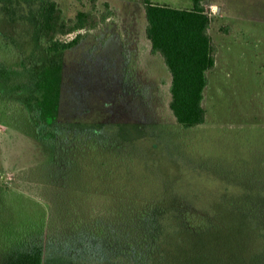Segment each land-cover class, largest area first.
Masks as SVG:
<instances>
[{"label": "rangeland", "instance_id": "1", "mask_svg": "<svg viewBox=\"0 0 264 264\" xmlns=\"http://www.w3.org/2000/svg\"><path fill=\"white\" fill-rule=\"evenodd\" d=\"M51 1L66 19L92 10V0H0V264H63L58 253L16 242L14 230L28 204L20 199L15 209L11 191L53 202L56 189L48 183L58 169L51 166L56 149L50 142L79 119L99 126L98 139L112 146L106 156L124 147L137 155L144 184L159 189L162 203L177 214L190 210L209 218L210 209L229 208L221 220L237 214L264 230V42L226 46L212 31L219 55L208 74L206 122L185 130L171 114V76L151 53L138 0H96L100 11L109 6L110 19L84 32L77 48L57 55L39 41ZM151 1L193 6V0ZM248 1L244 11H257L264 21V0ZM220 21L229 24L231 16Z\"/></svg>", "mask_w": 264, "mask_h": 264}, {"label": "trees", "instance_id": "2", "mask_svg": "<svg viewBox=\"0 0 264 264\" xmlns=\"http://www.w3.org/2000/svg\"><path fill=\"white\" fill-rule=\"evenodd\" d=\"M138 1L145 10L151 53L162 58L171 76V114L185 130L204 125L208 74L218 54L210 35L212 9L205 0H193L190 9ZM105 9L98 10L92 0V10L66 19L57 2H48L39 30L44 50L57 55L77 48L84 32L110 19L109 6ZM75 123L60 128L58 139L50 142L56 149L51 166L62 170L61 175L51 173L48 183L56 189L51 202L55 212L49 211L50 202L11 191L15 209L20 199L28 204L14 230L16 242L21 239L31 251L58 253L63 264H264L261 224L237 214L235 220H221L219 215L229 208L210 209L216 217L209 218L190 210L177 214L162 203L159 189L144 184L137 155L116 147L117 153L106 156L112 146L104 137L98 139L99 126L90 119ZM87 247L90 252L83 250Z\"/></svg>", "mask_w": 264, "mask_h": 264}, {"label": "crops", "instance_id": "3", "mask_svg": "<svg viewBox=\"0 0 264 264\" xmlns=\"http://www.w3.org/2000/svg\"><path fill=\"white\" fill-rule=\"evenodd\" d=\"M248 2V0H205L206 5L214 13L210 27V35L212 31L214 33L216 32V37L218 36L220 41L226 44V46H237L238 41L240 43L245 41L247 44H252L256 41L264 42V32H261L264 29V21L258 18L257 11H244V5H249L247 4ZM245 13L248 15L245 16ZM225 14L231 16L229 24H224L220 21ZM223 27L228 29L222 32L221 29Z\"/></svg>", "mask_w": 264, "mask_h": 264}]
</instances>
